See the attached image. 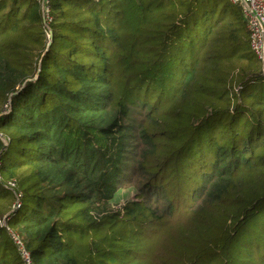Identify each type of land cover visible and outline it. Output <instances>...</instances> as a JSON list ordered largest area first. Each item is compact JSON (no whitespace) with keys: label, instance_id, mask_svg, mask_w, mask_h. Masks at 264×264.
Returning a JSON list of instances; mask_svg holds the SVG:
<instances>
[{"label":"trees","instance_id":"trees-1","mask_svg":"<svg viewBox=\"0 0 264 264\" xmlns=\"http://www.w3.org/2000/svg\"><path fill=\"white\" fill-rule=\"evenodd\" d=\"M226 1L49 0L48 46L0 0V264H264V76Z\"/></svg>","mask_w":264,"mask_h":264},{"label":"built area","instance_id":"built-area-1","mask_svg":"<svg viewBox=\"0 0 264 264\" xmlns=\"http://www.w3.org/2000/svg\"><path fill=\"white\" fill-rule=\"evenodd\" d=\"M234 4H238L242 8L244 19L246 20L247 29L250 37L251 51L262 66V74L264 76V0H230ZM41 7L42 24L47 39H51L52 20L49 0H38ZM11 187L15 186V182L10 181ZM16 243L22 247L20 238L14 236ZM22 255L27 264H31L29 253L22 250Z\"/></svg>","mask_w":264,"mask_h":264},{"label":"rangeland","instance_id":"rangeland-1","mask_svg":"<svg viewBox=\"0 0 264 264\" xmlns=\"http://www.w3.org/2000/svg\"><path fill=\"white\" fill-rule=\"evenodd\" d=\"M226 3L230 4L231 1L227 0ZM122 190H123L122 199L120 200L119 204L113 205V208L116 209V210L119 209L120 207H122V205L124 204V202L127 199H132L134 197L135 188L133 186V182H132V178L131 177L127 181H125V183L122 185ZM99 207H100L101 210H107V209H109L110 206L106 205V204H101ZM2 223L6 224L5 217L2 220Z\"/></svg>","mask_w":264,"mask_h":264},{"label":"water","instance_id":"water-1","mask_svg":"<svg viewBox=\"0 0 264 264\" xmlns=\"http://www.w3.org/2000/svg\"><path fill=\"white\" fill-rule=\"evenodd\" d=\"M50 42H51V39H50V41H49V43H48V46L50 45Z\"/></svg>","mask_w":264,"mask_h":264}]
</instances>
